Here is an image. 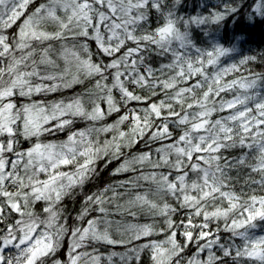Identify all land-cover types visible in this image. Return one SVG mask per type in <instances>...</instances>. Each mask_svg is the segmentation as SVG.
Returning <instances> with one entry per match:
<instances>
[{
	"label": "snow or ice",
	"instance_id": "snow-or-ice-1",
	"mask_svg": "<svg viewBox=\"0 0 264 264\" xmlns=\"http://www.w3.org/2000/svg\"><path fill=\"white\" fill-rule=\"evenodd\" d=\"M185 6L0 0V264H103L98 244L137 262L148 251L152 264H264V73L247 71L258 57L243 55L240 35L227 47L217 35L264 23V0ZM102 159L135 178L84 192ZM80 192L73 220L64 200Z\"/></svg>",
	"mask_w": 264,
	"mask_h": 264
},
{
	"label": "trees",
	"instance_id": "trees-1",
	"mask_svg": "<svg viewBox=\"0 0 264 264\" xmlns=\"http://www.w3.org/2000/svg\"><path fill=\"white\" fill-rule=\"evenodd\" d=\"M217 3H218V0H186L185 11H187L188 13H193L197 10V8L201 4H206L210 6V5H214ZM203 11L206 14L207 8L203 9ZM49 30H53V29L50 27ZM217 35L221 38V41L226 47L230 46V42L233 41L234 36L240 35L242 39H244L242 41V48H241L243 55L244 56L251 55V56L258 57L257 61L247 66V71H251L257 74L264 73V23L257 22L254 26H250L245 20L241 19L240 23L236 24L235 26H233L231 23H226L225 26H221L217 31ZM53 43H55L57 47H59L60 42H53ZM67 43L69 47H71L72 41L69 40L67 41ZM201 46H204V45L202 44ZM233 55L235 58L233 57L223 58L222 63H225L224 61L226 59L229 60L230 58L232 59L234 63H238L240 56L237 54H233ZM231 78H232L231 76L228 77V79H231ZM84 87L85 85H79L74 90H70L64 93L51 94L50 96H48L49 98L47 99L49 101H52L53 98L69 99L72 97L74 92L76 94H79ZM222 95L225 96L226 99L231 98V94L229 93H224ZM36 99H40V97L39 98L37 97ZM138 107L142 108L143 105H138ZM225 114L227 113L217 114V115H225ZM116 115L118 114H114L113 117H110L108 119V122H112V120L115 119ZM75 127L77 128L84 127V122L77 120ZM52 137H54L52 138L53 140H64L66 138V133H59ZM50 139H51V136L43 137L44 141L50 140ZM24 146L27 147L29 145L27 142H25ZM138 150H144V146L142 143L134 147L131 150V153H136ZM129 154H130L129 150L125 149L124 158H127ZM239 154H240L239 149L233 150L231 153H225V155H231V156H238ZM119 163H120L119 161H112L111 163H107L106 160H103V159L98 161L96 165L98 169L97 174L91 182L85 185L84 192H87V193L96 192L99 189L105 186H108V185H118L120 182L124 181L128 176H132L133 178H135V175H136L135 173H121L120 175H113L112 174L113 170L119 165ZM237 187H239V185H237ZM144 190L146 191L147 189H144ZM131 195L132 193L129 191L124 197H127V196L131 197ZM82 196H83V192H80L74 197L66 198L64 200V206L67 212L71 215V218L73 220L75 219L76 215L82 208ZM153 199H155V197H153ZM41 207L42 205L38 204L36 211L39 212ZM110 211L113 213H117L118 210L116 209L115 205H112L110 207ZM135 211H137L138 213L136 217V220L138 222L140 223L146 222L150 224L154 223L157 228L160 227V221L162 220V218H153L150 215H148L145 210L135 209ZM112 218L121 219L122 217L119 215H114ZM173 218L177 221L184 219L183 212H181L177 216H174ZM128 219H131V218H128ZM159 238L160 237H152V239H159ZM178 238L181 241H183L182 235L178 234ZM111 248H113L112 250L116 249V251H121L120 249H122V247L114 248V246H112ZM194 249H195L194 244L189 246V248L186 250V253H185V260L188 258V254H190ZM130 264H152L150 253L148 251L143 252L141 254V259L139 262L135 260H131Z\"/></svg>",
	"mask_w": 264,
	"mask_h": 264
},
{
	"label": "rangeland",
	"instance_id": "rangeland-1",
	"mask_svg": "<svg viewBox=\"0 0 264 264\" xmlns=\"http://www.w3.org/2000/svg\"><path fill=\"white\" fill-rule=\"evenodd\" d=\"M224 62L228 63V64L234 63L231 58L229 60L226 59ZM47 98H49V97H47ZM55 100H57V98H53L52 99V101H55ZM45 137H49V136H45ZM52 138H54V137L51 136L50 140H52V141H60V140H53ZM41 139L43 140V137ZM128 198H129V196L124 197L123 200L120 203H125L128 200ZM136 222H138V221L136 220ZM111 247L112 246H109V245L107 246V245H104V244L94 245V248L96 249L98 254H100L101 257H102L103 264H108V257L111 256L112 253H117L116 256H112L113 264H121L120 255H126L128 257V259H129L130 263H131V260H134L131 257V255L128 253L127 248L122 247V249H120L121 251H116V249L112 250L113 248H111ZM114 248H121V247L120 246H114ZM123 249H125V250H123ZM87 250L89 252H92L93 251V247H89ZM57 258H59V259H63L64 258V250L63 249H61V251L58 253Z\"/></svg>",
	"mask_w": 264,
	"mask_h": 264
}]
</instances>
